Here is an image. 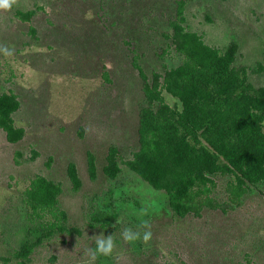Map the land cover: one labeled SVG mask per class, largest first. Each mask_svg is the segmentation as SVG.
Returning <instances> with one entry per match:
<instances>
[{"label": "rangeland", "instance_id": "374dc122", "mask_svg": "<svg viewBox=\"0 0 264 264\" xmlns=\"http://www.w3.org/2000/svg\"><path fill=\"white\" fill-rule=\"evenodd\" d=\"M184 2L186 29L221 51L234 44L235 64L246 69L247 81L264 86V0ZM29 11L27 22L15 17ZM173 12L174 0H17L10 11L0 10V94L16 96L11 118L23 130L14 144L0 131V259H7L0 264H19L12 252L24 244H34L28 264H84L101 233L113 235L115 248L95 264H264L262 184L247 185L232 206L225 204L226 178L216 176L212 197L225 211L179 218L163 191L125 165L118 164L113 180L101 172L109 146L122 160L137 149V114L147 103L131 55L146 76L181 62L164 37ZM161 95L179 109L175 99ZM67 164L79 179L76 191ZM36 175L59 184L57 206L79 234L44 239L38 222L27 219L22 192ZM92 213L112 223L90 226ZM144 220L151 225L149 243H125L123 229L143 232Z\"/></svg>", "mask_w": 264, "mask_h": 264}, {"label": "trees", "instance_id": "16d2710c", "mask_svg": "<svg viewBox=\"0 0 264 264\" xmlns=\"http://www.w3.org/2000/svg\"><path fill=\"white\" fill-rule=\"evenodd\" d=\"M184 0H174L173 15L167 20L169 33L164 37L181 57L178 66L151 72L146 76L131 55L130 65L141 81V93L147 106L137 114V149L129 160H122L118 150L109 146L101 168L113 180L125 165L153 190L163 191L173 214L179 218L200 216L203 209H225L212 197L214 177L226 178L225 204L237 206L247 185L264 186V86L247 81L246 69L235 64L236 46L225 50L206 45L200 36L184 26ZM32 12L17 13L20 21H29ZM32 33L33 29L28 28ZM260 69V68H259ZM164 92L179 103V109L168 106ZM18 108L16 96L0 94V131L9 144L21 140L22 128L11 118ZM17 164L19 153H14ZM90 177L94 162L86 156ZM66 175L73 191L79 179L72 164ZM61 193L58 183L33 176L22 192V202L29 221H37L41 237L55 233L79 234L66 225L65 213L57 206ZM90 226L105 227L111 219L89 215ZM34 244H24L12 252L19 264H28ZM5 263L6 258H1Z\"/></svg>", "mask_w": 264, "mask_h": 264}, {"label": "clouds", "instance_id": "9594fccd", "mask_svg": "<svg viewBox=\"0 0 264 264\" xmlns=\"http://www.w3.org/2000/svg\"><path fill=\"white\" fill-rule=\"evenodd\" d=\"M17 3V0H0V10L10 11ZM7 52V49H4ZM145 213H141L144 215ZM140 228L144 229L143 232L140 230H133L131 227H126L121 232V239L127 243L132 244L140 241L144 244H148L152 239L151 225L147 220H144L140 224ZM95 248L87 249L85 255L87 259L84 264H95L96 260L101 257L110 256L115 248V241L113 235L104 236L102 233L94 237Z\"/></svg>", "mask_w": 264, "mask_h": 264}]
</instances>
